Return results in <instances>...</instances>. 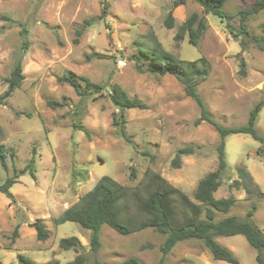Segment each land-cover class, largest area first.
<instances>
[{"label": "rangeland", "instance_id": "rangeland-1", "mask_svg": "<svg viewBox=\"0 0 264 264\" xmlns=\"http://www.w3.org/2000/svg\"><path fill=\"white\" fill-rule=\"evenodd\" d=\"M255 1L226 3L233 32L218 16L207 14L209 27L198 45H193L188 36L180 41L174 37L178 25L191 13L204 15L202 6L193 0L173 8V28L164 24L173 0H0V94L28 41L24 79L6 103L0 104V142L8 154V169L0 162V184L27 169L10 187L12 198L0 192V264H20V255L37 264H67L78 253L87 257L85 264H96V260L117 264L128 257L157 264L167 235L152 227L122 235L102 225L101 247L93 251L90 229L70 220L56 223L103 175L135 186L146 171H155L199 203L195 192L200 179L218 167L221 136L208 120L194 124L202 116L201 106L186 94L178 77L145 70L148 62L144 58L137 64L135 54L140 53V46L153 45V35L174 56L188 62L199 59L208 67L209 74L199 79L198 92L209 115L221 125L247 124L250 111L261 103L256 122L261 139L242 132L226 136L228 167L215 196L236 200L228 212L218 211L216 219L228 215L248 219V211L256 204L251 220L264 233V50L239 34V11ZM245 22L251 33L264 34V9L250 14ZM242 38L248 42L245 49ZM243 59L245 76L240 71ZM70 72L84 93L58 80ZM82 76L102 88L88 86ZM115 85L147 106L124 110L130 140L115 123L121 118L110 96ZM49 100L61 105L50 107ZM189 145L195 151L183 154L180 166L174 167L172 160L179 148ZM131 166L135 179L130 177ZM242 167L254 181L250 193L230 187L240 179ZM130 210L136 211L133 203ZM202 212L201 219H205V206ZM38 217L49 232L46 240L38 239L29 224ZM17 226L19 235L13 239ZM70 236H77L83 245L79 252L60 246L61 238ZM216 239L233 252L238 263L215 259L201 239L178 242L165 262L264 264L258 262V250L244 235Z\"/></svg>", "mask_w": 264, "mask_h": 264}, {"label": "trees", "instance_id": "trees-1", "mask_svg": "<svg viewBox=\"0 0 264 264\" xmlns=\"http://www.w3.org/2000/svg\"><path fill=\"white\" fill-rule=\"evenodd\" d=\"M187 0H173L172 8L168 12L164 24L167 28L175 26V17L173 8L185 3ZM198 2L202 8L204 15L198 12L191 13L181 24L178 25L175 33L177 41L183 40L188 36L189 42L198 45L199 40L209 27L207 14L211 13L218 16L222 21L226 22L233 32L229 20L232 18L228 14L224 6L229 0H193ZM107 6L104 7L103 13H106ZM264 9V0H256L248 9L240 10V29L239 34L250 37L254 44L264 50V34H253L246 28V19L250 14H255ZM234 35H237L234 33ZM153 45L150 47L140 46V53L135 54L134 58L137 64L140 60L148 62L145 70L157 74H173L178 77L184 84L185 92L188 96L195 99L201 106L202 116L194 122L199 125L204 119L211 122L221 136V141L217 146L219 164L215 170L209 171L200 179L195 198L199 203L194 202L189 195L183 190L176 188L160 173L155 171H146L145 177L135 186H126L121 184L109 175H103L98 182L83 195L77 202L66 208L63 213L56 218V223L67 220L78 222L84 228L91 230L90 246L93 251H98L101 247V239L99 230L102 225H108L122 235H129L133 232L152 227L162 234H166V240L161 245L162 257L157 264H166L165 257L174 248V246L187 239H201L211 251L213 257L218 260H225L231 263H238V259L233 252L220 244L216 237L231 236L236 234L244 235L251 246L258 250L257 260L264 262L262 252L264 250V233L251 220L256 204L248 211V219H240L235 215H228L220 219H216V213L228 212L235 203L234 196L220 197L215 196V192L222 184V178L227 170L228 163L226 160V136L231 133H248L256 139H261V135L256 129V122L261 110V103L256 105L251 111L248 123L241 126L227 127L214 120L208 113L204 101L198 92V83L200 78H205L209 74L206 65L199 63V59L188 62L184 59L174 56L167 51L153 35ZM247 39L242 38L240 44L243 49L246 48ZM28 48V41L24 42L22 52L19 55L11 74L5 78L8 83L6 90L0 94V104L6 103L7 98L13 91L21 85L24 79L23 58ZM144 58V59H143ZM205 59L204 57L200 60ZM246 62L243 59L241 63V74L246 75ZM87 81L88 86L95 89H101L100 84H93L87 77L82 76ZM60 82H68L79 94L84 93L81 90L75 74L68 73L59 77ZM93 88V89H94ZM114 105L120 109V117L116 118V124L120 125V133L130 140L125 130L124 110L130 108H146V104L135 97H131L120 85H115L110 94ZM50 107L60 106L61 102L49 100ZM80 127H82L80 125ZM2 132L0 126V133ZM195 147L193 145L179 148L176 156L172 160V165L178 167L181 164V156L183 154L193 153ZM7 149L4 143L0 142V162L5 169H8ZM27 169L15 172L14 175L8 176L7 179L0 184V192L12 198L9 189L17 182L21 173ZM33 176L35 175L32 171ZM239 178L230 183L232 188H243L248 193L252 192L253 178L247 169L242 167L238 171ZM35 177V176H34ZM130 177L136 178L135 167L130 168ZM136 207V211L130 210V205ZM203 206H205V219H201ZM35 228L37 237L40 240H46L49 232L45 228L42 218H37L29 223ZM14 231V238L18 237L19 231ZM60 246L65 249L73 248L79 252L83 245L77 236L61 238ZM87 257L83 253H78L75 258L67 264H85ZM20 264H37L35 260L26 255H20ZM96 264L101 263L96 260ZM117 264H142L136 257H128Z\"/></svg>", "mask_w": 264, "mask_h": 264}]
</instances>
